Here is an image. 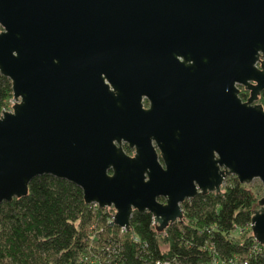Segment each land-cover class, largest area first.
<instances>
[{
	"label": "water",
	"instance_id": "1",
	"mask_svg": "<svg viewBox=\"0 0 264 264\" xmlns=\"http://www.w3.org/2000/svg\"><path fill=\"white\" fill-rule=\"evenodd\" d=\"M0 28L16 102L0 116V207L50 175L114 208L111 226L150 213L164 232L185 201L222 193L231 176L264 189V0H0ZM180 66L195 73L188 93Z\"/></svg>",
	"mask_w": 264,
	"mask_h": 264
},
{
	"label": "trees",
	"instance_id": "2",
	"mask_svg": "<svg viewBox=\"0 0 264 264\" xmlns=\"http://www.w3.org/2000/svg\"><path fill=\"white\" fill-rule=\"evenodd\" d=\"M13 100L12 82L0 73V113ZM259 102L264 108V95ZM260 199L231 176L222 193L187 200L183 222L164 232L139 212L122 232L111 226L114 210L87 205L73 183L39 176L27 196L0 207V264H264L251 228Z\"/></svg>",
	"mask_w": 264,
	"mask_h": 264
},
{
	"label": "flooded vegetation",
	"instance_id": "3",
	"mask_svg": "<svg viewBox=\"0 0 264 264\" xmlns=\"http://www.w3.org/2000/svg\"><path fill=\"white\" fill-rule=\"evenodd\" d=\"M178 25H180V26H179V29L177 30V36L178 37L186 36V34H184V29L186 28V26H188V24L185 26V24L178 23ZM187 33H188V31H187ZM189 33H190V31H189ZM193 33L191 31V34H193ZM178 61H179V63H184L185 59L182 56H178ZM180 67L181 68L179 70L177 69V72H176V79L178 81L177 90L180 93H182L181 91H184V93H188L192 89V81L195 78V73L191 71V70H193L191 68H188V70H186V69L183 68V66H180ZM238 88H239V97H240V99L244 103L247 102L250 99V97H251V91L249 89H246L244 86H238ZM263 95H264V92H261L260 95L258 96V99L255 102V104H259V101H260V99L262 98ZM179 96L181 98L182 95L179 94ZM142 106H143L144 110H149L151 108V103H150V101H149V99L147 97H143ZM178 108H180V106ZM182 113H183V110H181V111L178 110V112H177V114H182ZM154 146H156L155 143H154ZM122 148L124 149L126 154L129 155L130 157H134L135 156V151L130 147V145L128 143L123 142L122 143ZM159 160H160V163L162 165H164V162H163L162 158H159ZM159 202L162 203V204H165L166 200L161 197V198H159ZM183 204H182V209H183Z\"/></svg>",
	"mask_w": 264,
	"mask_h": 264
},
{
	"label": "built area",
	"instance_id": "4",
	"mask_svg": "<svg viewBox=\"0 0 264 264\" xmlns=\"http://www.w3.org/2000/svg\"><path fill=\"white\" fill-rule=\"evenodd\" d=\"M16 104V102H15V100H13L10 104H9V106H7V107H5L3 110H2V112L0 113V116H2L3 114H4V112L6 113V112H13V107H14V105ZM93 206H97V205H93ZM106 209H108L109 211H111V210H114V212L112 211V218L110 219V222L112 223L113 222V220H114V217H115V214H116V211H115V209L114 208H106ZM154 224H155V221H154ZM251 228H252V225H251ZM121 229V231L122 232H126L127 230L125 229V228H120ZM254 246H253V253H254V255H256V253H259L261 250H262V248H263V246L264 245H262V244H260L255 238H254ZM252 253V254H253Z\"/></svg>",
	"mask_w": 264,
	"mask_h": 264
},
{
	"label": "rangeland",
	"instance_id": "5",
	"mask_svg": "<svg viewBox=\"0 0 264 264\" xmlns=\"http://www.w3.org/2000/svg\"><path fill=\"white\" fill-rule=\"evenodd\" d=\"M260 105H262L261 102H259ZM254 190H256L257 192H259V197H261V199L264 197V189H263V185L259 180H255L251 185ZM262 188V189H261ZM260 199V200H261Z\"/></svg>",
	"mask_w": 264,
	"mask_h": 264
}]
</instances>
